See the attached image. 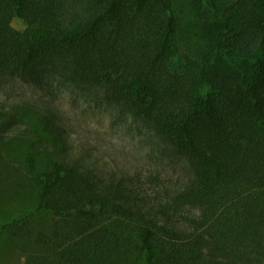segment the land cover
<instances>
[{"label": "trees", "instance_id": "1", "mask_svg": "<svg viewBox=\"0 0 264 264\" xmlns=\"http://www.w3.org/2000/svg\"><path fill=\"white\" fill-rule=\"evenodd\" d=\"M189 4L195 49L173 0H0L1 74L95 89L181 164L118 174L30 154L36 203L0 233L48 211L34 238L61 264H264V0Z\"/></svg>", "mask_w": 264, "mask_h": 264}, {"label": "rangeland", "instance_id": "2", "mask_svg": "<svg viewBox=\"0 0 264 264\" xmlns=\"http://www.w3.org/2000/svg\"><path fill=\"white\" fill-rule=\"evenodd\" d=\"M173 3L185 27L182 46L195 49L200 42L195 9L189 0ZM22 28L16 18L9 26ZM166 148L145 122L99 91L72 84L62 73H43L41 78L0 73V228L33 210L36 203L30 154L39 168L49 158L59 157L118 174L148 167L163 174L180 170V161L168 156ZM52 222V213L34 211L20 224L18 235L0 233V264H61L34 238L39 231H48Z\"/></svg>", "mask_w": 264, "mask_h": 264}]
</instances>
